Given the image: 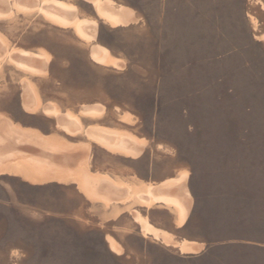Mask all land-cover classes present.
<instances>
[{
	"label": "rangeland",
	"instance_id": "rangeland-1",
	"mask_svg": "<svg viewBox=\"0 0 264 264\" xmlns=\"http://www.w3.org/2000/svg\"><path fill=\"white\" fill-rule=\"evenodd\" d=\"M42 1L0 0L1 121L41 133L49 167L67 170L86 155L92 175L122 187L187 174L193 201L181 222L174 205L107 204L79 180L32 183L8 171L0 264H264V0H109L136 17L116 26L92 0L44 6L88 21L85 33L45 16ZM7 53L43 70L26 71ZM53 104L59 116L44 112ZM68 113L77 131L61 126ZM93 127L114 143L95 140ZM1 138L0 150L20 147ZM144 225L204 247L182 253Z\"/></svg>",
	"mask_w": 264,
	"mask_h": 264
},
{
	"label": "bare ground",
	"instance_id": "bare-ground-1",
	"mask_svg": "<svg viewBox=\"0 0 264 264\" xmlns=\"http://www.w3.org/2000/svg\"><path fill=\"white\" fill-rule=\"evenodd\" d=\"M92 1L93 3H95L94 5L97 7L101 17L107 19V21H109L111 25L112 24L115 26L122 24L125 25L136 19L135 14L131 10V8L129 9L127 7H124V5L121 7H115L112 4L113 2L111 3L109 0H105V1L92 0ZM41 3L42 5L39 10L43 12L45 16H47L51 20L56 21L57 23L60 22L62 24H75V27L78 32L85 33L83 26L85 24H88V21L81 20L78 17H75L73 19L65 18L64 16L54 11L46 9L44 6L53 5L55 7L62 8L65 10H75L74 7L59 0H53V1L43 0ZM7 11L9 10L7 9ZM7 11H4V13ZM26 11L28 10L26 9ZM0 40L2 42V38ZM2 43H4V41ZM21 51H22V55L32 56V54H30L29 51H25L23 49ZM95 52H96V48H95ZM17 53H19V51ZM7 55L9 54L7 53ZM11 55L12 54L10 53L9 55L10 58ZM1 58H2V54H1ZM31 58L32 57H30V59ZM42 58L45 57L42 56ZM100 58L101 60H105V61L111 60L108 51L106 49H103V53ZM38 59H41L40 56ZM11 60L14 63H16L18 66H20L22 69L26 71H30L32 73L38 72L40 74L41 73L40 71H42L43 70L42 68L44 67L43 66L40 70V68L37 69V67L35 68L33 66L26 64L25 63L26 61L25 62L16 61L14 58L13 59L11 58ZM28 89H30L33 92V89H31V87L30 88L28 87ZM26 92L28 93V90H26ZM33 101H31V103H28L26 105L27 110L35 111L38 108L36 101L35 100ZM90 111L91 110H85L86 113ZM44 112L46 114H54L56 116H59L60 114V110L55 104H53L52 108H45ZM64 118H65L63 119L64 121L59 119L60 120L59 122L63 124L61 126H63L66 130L73 132L79 129L78 119L74 115L68 113ZM15 126H13L10 123H8L7 125L6 121L3 122L0 119V134H2L3 137L6 134L11 136L12 138H14L15 142L19 143L20 145V147H18V145H8L5 150L4 149L0 150V174L8 171L11 172L14 171L22 175L24 179L32 183H43L51 180H64L69 178L75 179V180H79L82 189L85 192H87L89 196L101 198L107 204L118 201H126V200L129 201L130 199L133 200L134 198H138L143 203L150 206L155 203H165L168 205L176 206L181 222H183L188 216L191 209L193 197L187 184V174H183L179 178H172L170 180H166L163 183L157 185L149 184L140 187H133V186L122 187V185H119L117 182L111 180L106 176L97 175V174L92 175L87 168V161L83 160L86 157V155L83 156V158H80L79 155H76L75 158L77 157L76 158L77 160L74 162L72 168L68 167L67 170L56 169L53 167H49L46 163H44V158L49 157V155L47 154V149H46L48 147L47 144L41 141V139L44 138L42 134L31 129L25 130V129H21L23 127L19 128ZM88 133L98 142L105 143L108 145L114 143V139L111 138L112 137L111 131L93 127L92 129L89 130ZM0 141H1L0 144L3 143L4 141L3 138H1ZM55 145H57L56 147L58 146L63 147V145L68 146L65 144V142H58V141H56ZM83 148L87 149L88 147L87 146L82 147V149ZM84 151L87 152V150ZM10 157H14V159L10 161V164H4L3 161L8 160V158ZM56 157L60 158L59 156ZM88 157L86 158L88 159ZM11 166H15L14 169H12ZM143 228L145 232L154 234L157 239L158 238L162 239L166 244H170L177 247L182 253H198L204 247V244H199L198 242L195 241H189L186 239L182 241L175 240L172 234L165 232L163 230H159L149 225H144ZM109 243L113 250L120 251V247L112 237H109Z\"/></svg>",
	"mask_w": 264,
	"mask_h": 264
}]
</instances>
